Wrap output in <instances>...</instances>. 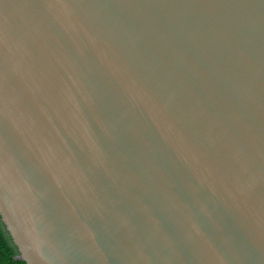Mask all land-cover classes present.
Wrapping results in <instances>:
<instances>
[{
	"label": "water",
	"instance_id": "water-1",
	"mask_svg": "<svg viewBox=\"0 0 264 264\" xmlns=\"http://www.w3.org/2000/svg\"><path fill=\"white\" fill-rule=\"evenodd\" d=\"M0 223L27 264H264V0H0Z\"/></svg>",
	"mask_w": 264,
	"mask_h": 264
},
{
	"label": "trees",
	"instance_id": "trees-1",
	"mask_svg": "<svg viewBox=\"0 0 264 264\" xmlns=\"http://www.w3.org/2000/svg\"><path fill=\"white\" fill-rule=\"evenodd\" d=\"M17 251L0 223V264H27L16 259Z\"/></svg>",
	"mask_w": 264,
	"mask_h": 264
}]
</instances>
